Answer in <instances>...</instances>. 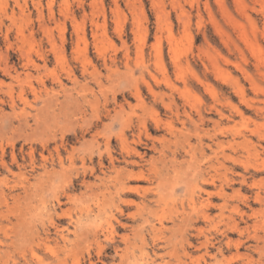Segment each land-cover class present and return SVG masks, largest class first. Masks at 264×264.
Masks as SVG:
<instances>
[{
    "label": "rangeland",
    "instance_id": "1",
    "mask_svg": "<svg viewBox=\"0 0 264 264\" xmlns=\"http://www.w3.org/2000/svg\"><path fill=\"white\" fill-rule=\"evenodd\" d=\"M32 64L41 67L39 74L32 70ZM26 68L31 74L28 79L22 73L27 72ZM15 75L19 78L11 79ZM0 82V124L13 125L3 134L0 132V155L4 153L7 165L12 164L11 145L16 149L22 145L26 150L29 146L40 148L41 143L47 142L52 150L55 142L63 141L67 146V152L61 153V161L66 169L69 199L62 198L57 209L58 214H65L59 225L66 229L67 247H56L54 253L40 250L37 256L27 254L23 259L19 246L14 251L17 258L19 254V264H190L183 257L182 246L192 256L203 253L204 247L199 248L201 235L197 241L193 239L194 248L185 242L181 245L175 238L174 244L160 249L168 236L166 231H160L156 235L143 232L147 256H141L139 242L121 254L123 245L119 236L132 235L119 230L115 234L107 227L115 226L118 219L128 225L135 224L121 217L112 180L98 201L86 195L90 188L95 189L94 184L99 190L103 187L90 174L97 162L95 153L93 164L89 161L91 151L96 150L90 144L91 132L85 135L83 144L77 142L86 128L83 121L89 123L93 116L89 111L85 113L83 98L93 101L98 113L106 107L114 116L113 99L116 103L129 101L131 105L151 104L153 97L148 87L165 102L195 100L209 108L214 100L207 87L218 99H226L229 177L238 180L236 174L256 172L258 175L245 185L236 181L227 190L228 221L237 217L235 207L248 218V225H241L243 234H230L229 238L241 243L237 253L242 260L247 256L243 261L264 262V241L260 239V245L254 242L264 237V206L253 199L255 193L264 195V140L257 138L264 134V0H0ZM136 89L141 93L139 100L132 97ZM8 91L14 100L12 108L7 105ZM124 111L129 113L127 107ZM207 117L217 119L213 111ZM103 122L108 124L109 119L104 118ZM117 130L116 124L99 129L101 135L111 138L110 147L116 151L112 136ZM242 137L252 144L239 145ZM103 150L101 147L100 152L105 156ZM45 157L47 164L58 162L54 152ZM83 180L94 188H85ZM20 183L16 175L7 176L5 182H0V193L14 186L19 188ZM36 185L42 199L57 206L50 192L60 187L61 181L54 179L50 187ZM34 201L33 208H41V201ZM244 203L252 208L253 214ZM8 204L0 203L2 247L39 227L30 204L11 203V200ZM158 211L157 217L163 216ZM129 213L135 214V218L139 215L134 209L126 211ZM99 224L103 229L98 228ZM163 225L168 228L171 224L163 219ZM197 227H202L211 239L213 249L222 244L215 240L219 237L218 225ZM191 234L196 235L194 231ZM112 240L119 246L115 251ZM249 244L257 249L247 250ZM208 247L211 257L200 264L242 262L240 258L236 260L234 247L221 245L222 254ZM2 254L0 264H12L13 253Z\"/></svg>",
    "mask_w": 264,
    "mask_h": 264
},
{
    "label": "bare ground",
    "instance_id": "2",
    "mask_svg": "<svg viewBox=\"0 0 264 264\" xmlns=\"http://www.w3.org/2000/svg\"><path fill=\"white\" fill-rule=\"evenodd\" d=\"M26 57V60H28V53ZM28 64L30 63L28 62ZM25 66L28 67L27 64ZM40 69L41 67L37 64H32V70L36 74H39ZM22 73H24L25 79H28L31 75L28 70ZM18 78L19 76L15 75L11 79L16 80ZM206 90L214 100V104L209 108L202 105L200 101L197 102L195 100H193V102L195 101L194 103H189L188 101L176 102L174 100L165 102L156 95L153 89L148 87V91L153 97L151 104L147 106L143 103L131 105L129 101L116 103L115 99H113L111 112H113L114 116L111 115L110 111L106 110V107H104L103 112L98 113L93 108V101L90 99L92 101L90 102L86 97L83 98L85 113L89 111L93 116L89 123H86L87 120L83 121L82 119L86 128L81 131L77 142H82L83 144L85 135L91 132L90 144H92V149L95 148L96 150L91 151L89 161L93 164L92 155L95 153L97 162L96 166L90 169V174L103 187L102 190H99V186L94 184L95 189L91 190L90 188L89 194L86 195L92 200L98 201L101 197H104V193L109 189L107 184L112 180L114 199L121 206L119 209L121 217H125L135 224L128 225L118 219L115 221V226H106L112 233L119 230L128 231L132 235L130 237L126 233L119 236V243L123 245L121 254H124L130 248H134V246H137L136 242H139L140 251L142 252L141 256H147V252L144 251L145 239L143 238V232H147L148 235H156L160 231H166L168 236L160 249L168 248L169 245L174 244L175 238H178L177 240L181 242V245H183L182 242H185L186 246L194 248L195 246L192 245L193 239L197 241L199 235L202 236L203 241L199 247H204L202 254L192 256V252H187L186 248L182 246L183 257L190 264H200L206 258H210L209 245L211 250L216 251V254H222L221 245H225L226 248L234 247L237 255L236 260L240 258L241 262L242 258L237 252L242 245L240 242L231 240L229 235L237 234L241 236L243 234L241 225H248V218L245 219L246 213L235 207L234 215H237V217H233L228 221V216H225L227 190L236 181L240 185H245L250 179L252 181L258 175L256 172L247 175L236 174L238 180L229 177L230 168L227 166L229 156L226 154L230 144L226 140L229 138L230 133L227 126L229 118L226 115V108L229 104L223 97L218 99L211 88L207 87ZM11 93L7 92V105L10 108L14 107ZM132 95L133 98L139 100L141 93L136 89ZM123 98L125 99V96ZM104 102L106 103V101ZM125 107L128 108L129 113L124 111ZM259 110L263 112L262 109ZM212 111L217 117L216 120H211L207 117V114H212ZM104 118L109 119L108 124L103 122ZM113 124L118 126L117 132L113 133L112 136L115 147L118 149L117 151L115 149L112 150L110 147L111 138L108 135H101L99 131L100 128L106 129ZM0 125L1 133L2 131L5 132L8 127L13 126L6 122H2ZM236 135L239 134L237 133ZM257 138L264 140V134H259ZM241 139L242 142L239 144L241 146L244 144L247 147L248 144H252L250 140L244 137ZM26 140L28 141L27 138ZM64 143L63 141L59 144L55 142L52 150L47 142L41 143L40 148L29 146L26 150H24L22 145L19 149L11 145V165H7L4 162V153L0 155V164L2 166L0 182H5L7 176L14 177L15 175L21 182L19 188L13 185L14 187L11 189L2 191L0 193V203L9 205L10 200L11 203L22 201L26 205L30 204L29 207H31L32 203L36 202L34 201L35 199L41 201V208H33L34 206H32V211L36 215L35 218L37 223H39V227L35 226L30 234L15 237V240L9 241L10 243L4 247L0 245L2 247L0 248L1 253L8 255L13 253L12 264H19V254L17 258L14 253L19 246H22L19 250L21 251L20 257L23 259H25L27 254L32 257L37 256L40 250L54 253L56 247L62 246L64 249L67 247L66 229L59 225L65 214H58L57 212L61 199H69L65 188L66 169L61 161V153L67 152V146ZM101 147L104 149L105 156L100 152ZM52 152L58 156V162L56 164L54 162L47 164L45 154L51 155ZM37 157L39 158L38 161ZM13 168L16 171L12 170ZM3 172L6 175H3ZM56 178L61 181L62 185L56 189L57 191L50 193L55 197L57 206L47 204L42 199V195H39V190L36 189L37 183L38 185L45 184L46 187H50V184ZM82 184L84 186L87 185L84 180ZM143 185H146V187ZM88 187L93 186L87 185L85 188ZM253 196L255 203L264 206V195L255 193ZM244 204L250 213L253 214L252 208L246 203ZM29 207L27 206V208ZM130 209H134L139 215L135 218V214H126V211ZM159 209L163 213L161 217H157ZM214 211H216V214H213ZM167 216L170 219L166 218ZM154 218L157 221L156 223ZM163 219L170 221L171 225L168 228L164 227ZM156 224L159 226L158 228ZM198 225L213 227L218 225L216 228L219 229H217L216 233L219 237L215 240H218V243L222 242V244L213 249L211 239L204 234L202 227H197ZM98 226L100 228L102 224ZM192 231L196 233L194 237L191 234ZM93 237L95 238L96 235H93ZM260 239L264 241V237H258L256 240L254 239V242L258 244ZM115 243L113 242L112 247L114 251L119 248ZM154 245L159 246L158 244ZM256 247L250 245L247 250L250 248H255L256 250ZM199 248L196 247L195 250L201 252L198 250ZM171 252L168 251L167 254H171ZM246 257L243 256V260ZM243 260L240 264H264L261 260L254 263L250 259L246 262Z\"/></svg>",
    "mask_w": 264,
    "mask_h": 264
}]
</instances>
